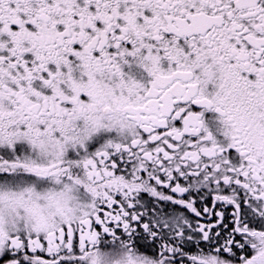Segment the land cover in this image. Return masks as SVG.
<instances>
[{
    "label": "snow or ice",
    "instance_id": "snow-or-ice-1",
    "mask_svg": "<svg viewBox=\"0 0 264 264\" xmlns=\"http://www.w3.org/2000/svg\"><path fill=\"white\" fill-rule=\"evenodd\" d=\"M0 264H264V0H0Z\"/></svg>",
    "mask_w": 264,
    "mask_h": 264
}]
</instances>
